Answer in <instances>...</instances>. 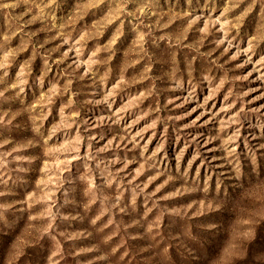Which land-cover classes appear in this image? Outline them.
<instances>
[{
	"label": "rangeland",
	"instance_id": "rangeland-1",
	"mask_svg": "<svg viewBox=\"0 0 264 264\" xmlns=\"http://www.w3.org/2000/svg\"><path fill=\"white\" fill-rule=\"evenodd\" d=\"M0 264H264V0H0Z\"/></svg>",
	"mask_w": 264,
	"mask_h": 264
}]
</instances>
